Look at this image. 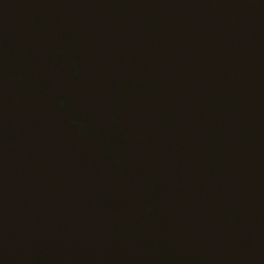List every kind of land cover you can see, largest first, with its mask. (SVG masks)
Instances as JSON below:
<instances>
[{
	"label": "water",
	"instance_id": "water-1",
	"mask_svg": "<svg viewBox=\"0 0 264 264\" xmlns=\"http://www.w3.org/2000/svg\"><path fill=\"white\" fill-rule=\"evenodd\" d=\"M0 264H264V0H0Z\"/></svg>",
	"mask_w": 264,
	"mask_h": 264
}]
</instances>
